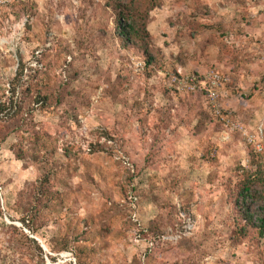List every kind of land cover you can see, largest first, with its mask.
<instances>
[{"label": "rangeland", "instance_id": "1", "mask_svg": "<svg viewBox=\"0 0 264 264\" xmlns=\"http://www.w3.org/2000/svg\"><path fill=\"white\" fill-rule=\"evenodd\" d=\"M0 109V264H264V0H0Z\"/></svg>", "mask_w": 264, "mask_h": 264}, {"label": "trees", "instance_id": "2", "mask_svg": "<svg viewBox=\"0 0 264 264\" xmlns=\"http://www.w3.org/2000/svg\"><path fill=\"white\" fill-rule=\"evenodd\" d=\"M118 25L119 30L121 31V36L125 39V41H132L133 37L136 39L138 37V33L140 32L139 29L136 27V24H128V21L124 16H120L118 18ZM145 54L148 56V63L152 62V58H150V54L147 50H145ZM46 96H40V100L45 101ZM5 109L0 111H4ZM252 178V177H251ZM250 179V177H249ZM253 180H257L261 185V189L256 191L253 189V184L245 185L242 189V192L239 195V199L241 200L242 204V212H243V221L247 228H251L257 231L258 235L264 239V172L261 170L256 174ZM249 199H259L260 206L259 212L260 215L254 219L253 215L250 211V207L247 205V201Z\"/></svg>", "mask_w": 264, "mask_h": 264}, {"label": "built area", "instance_id": "3", "mask_svg": "<svg viewBox=\"0 0 264 264\" xmlns=\"http://www.w3.org/2000/svg\"><path fill=\"white\" fill-rule=\"evenodd\" d=\"M144 64H141L142 68ZM228 78L221 77L219 74H212L206 80L202 76L192 74H183L178 71L169 75L168 88L174 95H184L189 93H197L201 91L207 98L211 108L217 114H221V106L219 103V94L217 87L223 82H228Z\"/></svg>", "mask_w": 264, "mask_h": 264}]
</instances>
